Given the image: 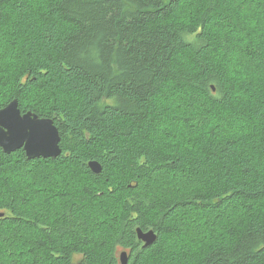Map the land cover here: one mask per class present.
<instances>
[{"label":"trees","instance_id":"obj_1","mask_svg":"<svg viewBox=\"0 0 264 264\" xmlns=\"http://www.w3.org/2000/svg\"><path fill=\"white\" fill-rule=\"evenodd\" d=\"M14 100L62 154L0 148V264H264V0H0Z\"/></svg>","mask_w":264,"mask_h":264},{"label":"water","instance_id":"obj_2","mask_svg":"<svg viewBox=\"0 0 264 264\" xmlns=\"http://www.w3.org/2000/svg\"><path fill=\"white\" fill-rule=\"evenodd\" d=\"M215 92V87L212 86ZM0 148L5 154L24 150L29 160L57 159L62 154L61 135L51 118H41L33 112L23 113L19 101L14 100L0 109ZM96 175L102 173V165L97 161L88 163ZM5 214H0L3 218ZM138 239L148 248L155 244L157 235L153 232L137 231ZM120 263H129V254H120Z\"/></svg>","mask_w":264,"mask_h":264},{"label":"rangeland","instance_id":"obj_3","mask_svg":"<svg viewBox=\"0 0 264 264\" xmlns=\"http://www.w3.org/2000/svg\"><path fill=\"white\" fill-rule=\"evenodd\" d=\"M80 259H81V258H80L79 256H76V257L74 258V264L79 263Z\"/></svg>","mask_w":264,"mask_h":264}]
</instances>
